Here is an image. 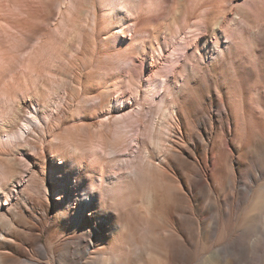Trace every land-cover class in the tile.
Returning a JSON list of instances; mask_svg holds the SVG:
<instances>
[{"label":"bare ground","instance_id":"1","mask_svg":"<svg viewBox=\"0 0 264 264\" xmlns=\"http://www.w3.org/2000/svg\"><path fill=\"white\" fill-rule=\"evenodd\" d=\"M192 1L0 0V249L16 245L13 255H21L40 241L37 236L33 241L21 237L14 228L5 231L14 226L12 217L18 215L9 207L10 192L23 177L17 160L35 167V155L44 156L50 140L64 142L57 150L59 165L53 170L60 178L53 191L59 205L74 212L79 193L90 207L84 210L93 225L107 223L106 219L99 222L91 207L98 203L101 212H106L107 200H113L116 193L106 177L108 137L118 136L120 127L130 120H123L130 116L126 115L130 102L125 101L123 89L139 93L147 73L163 82L162 91L153 94L159 111L150 119L151 112L140 103L130 121L146 136L138 140L139 159L134 165L154 186L141 191L148 224L165 223L175 232L176 227L177 231L183 228L174 227L172 206L175 200L188 202L197 171L175 151L171 139L181 126L200 125L196 116L206 101L207 121L214 123L213 107H217L220 119L216 121L221 127L214 131L223 130L220 142L212 141L205 157L208 162L215 159L212 184L230 181L236 185L239 170L234 165L250 166L243 161L248 156L246 149L252 145L264 148V121L255 109L260 106L264 115V12L257 0H200L196 11L191 10ZM230 8L233 12L229 14ZM239 21L247 31L238 26ZM253 78L258 82L254 94L253 87L249 88ZM114 85L119 92L113 91ZM74 115L77 119L72 118V125L62 128ZM223 118L231 121V148H221ZM89 121L97 124L89 125ZM31 132L35 133L32 148L27 140ZM189 153L194 155L192 148ZM176 169L186 172L182 178L172 177ZM157 177L175 180L177 190L168 185L164 186L167 190L156 189ZM212 188L217 196L219 190ZM18 203L27 215L46 213V207L35 206L32 200ZM251 204L250 212L264 210V187ZM121 229L118 226L115 231ZM171 235L178 247L153 232L150 264H178L179 256L187 257L180 240ZM90 246L83 251L87 264H120L116 259L124 257L119 254L113 259L105 246ZM219 256L210 255L207 264H220ZM12 259L0 250V264Z\"/></svg>","mask_w":264,"mask_h":264},{"label":"rangeland","instance_id":"2","mask_svg":"<svg viewBox=\"0 0 264 264\" xmlns=\"http://www.w3.org/2000/svg\"><path fill=\"white\" fill-rule=\"evenodd\" d=\"M185 2L181 0L182 4ZM192 2L191 10H194L195 7L198 8L201 1L193 0ZM261 2L257 0V3L264 9V2L262 0ZM260 6L258 5L259 8ZM263 9L261 10L264 12ZM229 10V14L233 12V8ZM242 24L243 22L239 21L238 26L247 31ZM244 44L246 48L249 42ZM255 79L253 78L249 82V88L253 87V90H250L253 94L255 93L254 87L258 83ZM161 80V78L150 77L148 73L145 74L142 79L143 89L139 93L125 85L124 88H127L123 89L126 95L125 101L130 102V106L126 103L128 105L126 115L130 116H124V121L126 119L131 120L130 117L137 114L140 103L145 110L151 112L150 119H154L159 111V106L153 101V94L162 91L163 82ZM111 87H113L114 92L118 91L115 85ZM216 108L213 107L214 123L212 125L207 121V113L204 111L207 110L206 101L200 105L201 112L197 113L196 116L200 125L193 124V127L190 123L188 127L187 125L181 126L172 134L171 140L173 141L174 138L176 144H174L176 149L174 150L186 157L187 162L197 171L194 176L196 186H193L188 196V202L175 200L174 206H172V219L177 221L174 223V227L178 224V228H183L177 231L176 227L175 232L168 226L165 227V223L162 225L161 223L159 225L148 224L141 191L144 186L145 188L154 186L150 183L151 180L147 176L144 177L138 167L134 165L135 161L139 159L137 155L138 140H145L146 136L137 132L131 123L132 121L129 120L128 122L127 120L125 122L128 123H124L125 125L123 124L124 121L122 122L123 125L119 129L118 136L111 137V134L108 137L106 165L109 171L106 177L109 183H113V189L116 190V193L111 197L113 200H107L106 212H101L98 203L91 207L99 222L102 223L103 219L107 220L106 224L97 228L91 222V216L87 215L88 211L84 210L87 203L79 197V193L76 196V208L74 212L70 213L59 205V199L57 195H54L53 191L56 189L57 181L60 178L54 176L53 170L59 165L57 150L64 146L63 140H50V143H46L44 156L38 154L33 159L35 167L32 164L28 165L24 159L18 158L17 163L19 169L22 170L23 177L18 184H15L9 198V207L14 209L18 215L12 217L14 226L8 227L5 233L14 228V232L21 237L33 241L37 236L40 241L38 243L33 242L32 247L27 248L26 254L13 255L16 245L15 247L13 245V249L10 250L0 249L3 254L14 257L4 264H30L27 261H34L37 264H87L88 258L83 251L86 250L88 244L96 248L105 246L106 250L109 251L108 255L113 259H116L119 254H124L123 258L116 259L120 264H150L149 251H151V245L154 244L153 232H156L160 240L168 241L170 239L168 242L173 247L179 245L171 234H175L180 240L188 255L187 257L185 255L179 256L178 264H207L210 255L222 254L228 249L242 254L240 264H264V210L250 212L251 203L264 187V148L252 145L246 149L247 152H245L248 156L243 161H249L245 162L250 164L249 168L240 167L234 163V166H237L239 170L235 172L236 185L230 181L224 185L212 184L211 171L215 168V159L208 162L205 157L212 141L213 143L220 142L223 133V130H218L216 134L214 131L215 128L221 127V124L216 121V119H220L219 109ZM255 109L259 114L258 116L264 121V115L261 114L262 108L256 105ZM62 111L61 115H64V111ZM72 118L77 119L76 115L67 118V122L63 124L62 128L70 127ZM223 119L226 122V119ZM96 124L97 121H89V125L94 126ZM224 130L221 148H231L229 144L233 138L231 121L225 123ZM33 133L31 132L27 137L31 148L33 147L32 143L35 142V133ZM163 134L165 137L169 136L166 131ZM186 138L189 145L185 142ZM190 148L194 152L193 156H190ZM234 160L237 161L236 158ZM182 173L185 174L186 172ZM182 173L176 169L171 175L182 178ZM155 183L157 184L155 185L156 189L171 186L168 189L172 188L176 191L178 187L175 180H167L164 177L155 178ZM180 186L181 188L184 187L182 181ZM166 187L165 190H167ZM212 187L219 190L217 196ZM18 200L21 202L32 200L33 205L46 207V213L44 215L36 213L27 215L21 209L20 203L17 204ZM94 202L96 203V201ZM183 210L184 218L182 216ZM249 214L250 217H248ZM185 218L188 220L183 221V223L182 219L186 220ZM118 226L122 229L116 232ZM147 226H150V231H148ZM1 240L2 238H0ZM96 248H90V251L96 250ZM54 249L55 251H53ZM166 262L168 263L167 260Z\"/></svg>","mask_w":264,"mask_h":264},{"label":"clouds","instance_id":"3","mask_svg":"<svg viewBox=\"0 0 264 264\" xmlns=\"http://www.w3.org/2000/svg\"><path fill=\"white\" fill-rule=\"evenodd\" d=\"M219 260L220 264H240L242 254L239 252L225 250L222 254H220Z\"/></svg>","mask_w":264,"mask_h":264}]
</instances>
